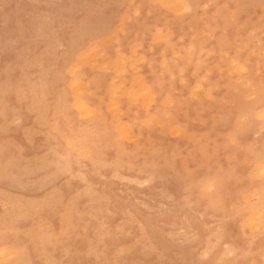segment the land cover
Returning <instances> with one entry per match:
<instances>
[{
	"label": "rangeland",
	"instance_id": "rangeland-1",
	"mask_svg": "<svg viewBox=\"0 0 264 264\" xmlns=\"http://www.w3.org/2000/svg\"><path fill=\"white\" fill-rule=\"evenodd\" d=\"M175 1L172 2L173 6H177L178 4ZM180 1L178 2L182 5L183 1ZM184 1L189 4H199L200 7L196 8L193 14H185L182 8H178L179 11L182 9L181 12H173L174 8L171 10L173 6L168 4L167 0L163 4L159 0H36L41 5L55 4L62 6L55 9V11H63L69 17L70 22L78 23L80 19L89 17L94 29L98 32H104L109 20L113 17L114 9L110 7L112 5L142 3L163 5L164 7L159 11L165 16L172 17L176 22V32L172 33L167 30L166 33L167 35H174L175 38L172 41V45H176L177 47L173 48L172 45L164 44L163 47H159L155 51L149 47L145 50L147 55H145V52L140 53V58L138 57L139 60H137L139 62H136L137 66L135 68H133L131 63L128 65L129 67L125 68L124 63H121L123 62V57L122 55L120 56L121 59L117 57L115 48L112 49L111 54L105 51V46L116 43V38H113V32L115 31L116 35V31H119L120 36L125 38L126 43L124 47L128 54L132 53L130 51H133V47L139 49L142 45L138 42L137 32L134 29L125 30L122 24L118 22L116 24L117 29L114 27L95 40L97 49L96 43L93 44L95 41H90L73 57L75 62L81 61L77 63L79 65L76 64V67L79 66L81 69L79 84L85 83V90L82 87L80 88L82 85H78L80 88L79 92V88H76L78 94L77 92H72L73 89L70 86L72 83L71 78H69L67 84L60 85V90L67 88L69 93H76L79 100H76V96L74 97V94H72L74 101L80 103L82 102L80 101L82 98L81 100L84 99L86 103L82 102L81 105L85 103L87 105L83 106H88L87 108L84 107L85 113L90 109L99 118L89 119L83 125L77 123L74 130L68 129V136L75 137V139L64 138L63 146L65 149L71 148L73 151H78L75 145L83 140L89 147L94 148L99 153L105 164L102 166L100 173L92 177L98 186L99 197L94 202L88 198H84L77 205L75 221L78 231L77 236L73 238L71 244L66 242L65 238L61 236L62 230L67 227L64 210L57 211L55 208L49 207L41 208L37 212L32 207L34 201L50 197L53 191L51 188L43 191L45 187L43 181L46 178V167L43 158L47 151V135L42 121L48 116L49 112H51V116L48 117L49 119L55 116L56 101L59 93L58 91H52L45 95L41 91L35 97L30 93L28 102L24 105L26 112L30 116V119L25 120V125L27 128L33 129V138L31 141L24 140V131L22 130L19 136L12 142L13 148L16 150L17 170L22 175L26 192L24 195L18 197L22 202L16 205L15 213L12 212L9 216V222L14 223L15 227L8 235L7 244H5L4 238L3 204L0 202V249L5 247L13 248L18 245L19 248L26 250L32 264H44L48 259L47 256L52 253H56L59 259L92 261L95 257L88 256L87 239L95 237L96 228L101 224L111 234L107 242L109 247L108 255L110 256L111 253L116 254L123 250L122 264H158L159 261H164V264H185L186 261L191 260L193 257L190 246L181 243L179 234L189 224L199 229L201 234L200 244H203L205 248L208 247L209 239L214 231L212 226L218 224L219 221L214 220L211 214L204 217V220L201 221L200 213L174 203L173 182L167 178L169 160L173 153H176L180 156V163L183 164L184 157L200 151L202 148L209 146V144H211L213 150L216 149L217 143L223 145L224 136L227 134L221 130L224 117H231L232 125L235 126L243 120L246 114L245 111L241 110L242 105L255 107L256 103L254 104V102L257 100V104L259 103L258 92H253L251 89L244 91V87L251 81H255L253 87L259 84V77L262 71L260 13L264 10L258 7L243 10L224 7V5L234 6L237 4L259 5L260 0ZM32 2L33 0H0V43H3L6 38L20 39V26L26 24L27 21L25 17L17 14L15 5L17 3L29 4ZM164 3L168 5L170 10L166 9L167 5L165 6ZM183 3L185 4V2ZM204 5H209V7L205 9ZM128 13L129 8H125L121 13L120 19L127 21ZM135 13L136 9H131L133 19L135 18ZM127 22L131 23V21ZM179 23L182 24L180 25ZM118 24L121 26H118ZM111 32L112 34H110ZM226 33L231 45V55L234 53L233 56H237L238 54L241 56V63L247 69L245 73L233 70L230 62H226L220 55V40L225 37ZM140 38L143 39V33H140ZM72 39L71 31L64 33L63 42L65 45L70 46ZM160 39L156 37L154 40L159 44ZM154 40L150 39L148 41L149 46L152 45ZM98 41H101V43ZM133 41L137 42L133 44ZM90 46L91 48L89 49L88 47ZM100 46L104 49L105 53L102 52L103 49H100ZM22 47L23 41L21 42ZM93 47L94 51L96 50L100 54H97V57L92 55L94 53L91 50ZM117 47H120V45L117 44ZM85 48H88L87 51L91 50V52L87 54L88 52ZM185 48L192 50V53L186 51ZM166 49L167 54L165 53ZM81 53L86 56L84 55L83 57L80 55ZM102 53H104V56H102ZM197 53L198 56L196 55ZM64 54L65 52L59 46L54 45L49 56L52 66H55L57 62H62ZM105 54L109 58V60L107 59L108 61H105L107 58ZM78 55L80 58H78ZM91 55L92 58H90ZM117 59L119 60L118 62L115 61ZM18 60L21 63L23 62L20 50L10 51L7 56L3 52H0V64ZM90 60L91 64L93 63L91 66L87 64L90 63L87 62ZM150 60L153 62L151 63ZM161 60L167 61L175 69L176 76L184 81V83H180V80H177V84L179 85L178 91L182 90L183 93L178 101L179 121L172 124L166 133L164 131L155 132L153 135L158 138L157 140L154 141L153 136L144 133L142 143H137V141L141 140V133L137 129L135 137L129 136L127 119L113 124V116L116 114L117 109V107L113 106L117 105L110 103V101L116 94V89L122 85H127L124 92L120 93V95L125 94V98H127L128 94L126 91H131V89L126 90L130 86L131 88L135 87L137 92L143 91V79L145 77L154 79L153 73L156 69H160L165 65V62L161 65ZM144 61L147 62L145 63ZM120 64L125 70L123 67L122 70L120 68L117 69L121 67ZM147 66L150 67L147 68ZM150 69L153 71H149ZM181 69H183V72H181ZM66 70L67 68L64 69L65 74L69 75L68 70ZM119 71L123 73H117ZM195 72H197L196 75ZM140 74L143 77H140ZM33 76L32 84L40 88L39 75L33 74ZM200 76L201 78H199ZM241 78H243L244 84L240 83ZM139 79L143 80L141 84H139ZM115 80H119L120 84L124 80L125 82L122 85L117 84L114 89L113 82ZM13 83L19 84V78L16 81L14 80ZM193 84L195 87H193ZM25 86L30 87L31 85L25 82ZM81 91L84 96H82ZM112 91L114 94H112ZM195 92H200L198 98H193ZM253 95L257 96L254 102L250 100V97ZM103 97H107L108 100L102 104ZM181 102L183 103V107L179 108ZM19 103L20 101L15 95L5 98L0 94V114H2L5 104L16 107ZM143 103H146V101L142 102V108H144ZM33 111L36 114L33 115ZM134 112L131 114L133 120L136 115ZM121 123L123 124L122 126H120ZM124 126L126 128L123 129ZM257 132H259L258 123L255 130L246 139L249 142L256 140ZM22 140L27 145L25 149L20 148V141ZM154 142L157 145L163 144V149L154 151L150 147ZM0 144H2V141H0ZM3 159V153L0 152V166L3 164ZM218 161L220 167L227 168L229 166V155L223 150V147H221ZM146 162L148 164L147 168H145ZM145 172L148 175H145ZM152 174H155L154 180L152 179L150 180L151 182L149 181L150 183H145V178L148 180ZM118 176L120 177L118 178ZM61 183L66 186V182L62 181ZM4 193V188L0 187V197ZM255 197L256 191L248 190L247 185H243L234 190L233 199L229 201L227 208L228 210H232L234 206H242L254 200ZM202 211L201 209L200 212ZM243 222L239 221V223L234 224V228L241 235V239L233 240L229 238L226 240V243H229L230 246H234L235 249L238 248L236 249L237 255L235 257H226V259L232 260L233 264H235V261H241V264H251L252 259H261L258 255L259 241H257V246L253 249L257 255L251 257L245 255L248 243L243 240L239 225ZM170 234H175L177 238L173 239ZM78 238L79 245L76 243ZM137 241H140V243H137ZM47 243L49 246L46 245ZM215 243V240H212V244ZM198 246L196 245V247ZM65 249H70V256L66 253ZM152 249H155V251H152ZM13 256L14 252H10L6 259L12 260ZM222 256H224V250L221 246L219 252L213 256V259L216 260Z\"/></svg>",
	"mask_w": 264,
	"mask_h": 264
},
{
	"label": "snow or ice",
	"instance_id": "snow-or-ice-1",
	"mask_svg": "<svg viewBox=\"0 0 264 264\" xmlns=\"http://www.w3.org/2000/svg\"><path fill=\"white\" fill-rule=\"evenodd\" d=\"M58 7L62 6L41 5L36 0L29 4L17 3L15 5L17 14L25 17L27 23L20 26V39L6 38L3 43H0V52H3L5 56L10 51L20 50L23 59L22 63L18 60L0 64V94L5 98L15 95L20 101L16 107L5 104L2 114H0V141H2L0 152L3 153L4 158L3 164L0 166V187L5 190L4 195L0 197V202L3 204L4 212L5 244L8 243L9 233L15 227L14 223L9 222V216L14 212L16 205L22 202L18 197L26 192L22 175L17 170L16 150L13 148L12 142L22 130L24 131V140L31 141L33 138V129L27 128L25 125V120L30 119V116L24 105L28 102L30 93L34 97L38 96L41 91L45 95L52 91L59 93L55 116L49 119L48 117L51 116V112H49L42 121L47 135V151L43 158L46 167L43 191H47L49 188L53 191L50 197L34 201L32 207L37 212L41 208L49 207L55 208L57 211L64 210L67 227L62 230L61 236L71 244L78 231L75 221L77 205L84 198L94 202L99 197L98 186L92 177L98 175L105 164L99 153L83 140L75 145L78 151H73L71 148L65 149L63 146L64 138L75 139V137L68 136V129L74 130L77 123L83 125L89 119L99 118L92 110L85 113L84 106L74 101L67 88L60 90V85L67 84L69 78L73 81V91L79 85L81 69L75 66L76 62L73 57L90 41L97 40L114 28L118 22L125 30L134 29L137 32V40L142 45L139 49L133 47L132 53L128 54L124 47L126 40L117 31L116 43L105 46L107 53L111 54L112 49L115 48L117 57L122 55L125 68L130 63L135 68L140 53L145 52L147 55L145 51L147 48L151 47L155 51L159 47H163L164 44L172 45L175 38L174 35L166 36V30L172 33L176 32V22L172 17L165 16L159 11L164 7L163 5L150 3L112 5L110 7L114 9L113 17L109 20L104 32L96 31L89 17L80 19L78 23L70 22L69 17L63 11H55ZM175 7L182 8L185 14H193L200 5L185 3ZM208 7L209 5H204L205 9ZM224 7L238 10L258 7L264 10V0H260L259 5L237 4ZM125 8H129L127 21H131V23L120 19ZM131 9H136L134 19ZM260 25L262 71L259 84L253 87L255 81H251L244 87V91L251 89L253 92H258L259 103L255 107L242 105L241 110L246 114L243 120L235 126L232 125L231 117L223 119L221 130L227 133L224 136L223 145L217 143L216 149L213 150L209 144L200 151L184 157L183 164L180 163V156L176 153H173L169 160L167 178L173 182L174 203L200 213L201 221L209 214L214 220L219 221L218 224L212 226L214 231L207 248L200 244L201 234L198 228L189 224L187 228L182 229L179 238L182 244L190 246L193 257L185 264H233V261L226 257H235L237 251L234 246L226 243V240L229 238L241 239V235L234 228V224L239 221H244L240 224V230L243 240L248 243L245 255L250 257L257 255L253 249L259 241L258 255L261 259H252L251 264H264V11L260 13ZM67 31L72 33L73 39L70 46L63 42V35ZM140 33H143V39L140 38ZM155 37L161 38L159 44L155 42ZM150 39L154 40L151 46L148 44ZM22 41L23 47L21 48ZM117 44L120 47H117ZM54 45L59 46L65 54L62 57V62H57L55 66H52L49 56ZM172 46L173 48L177 47L176 45ZM230 47L226 33L225 37L220 40V55L226 62H230L233 70L245 73L247 69L241 63V56L239 54L232 56ZM188 51L191 53V50ZM165 53L167 54V49ZM65 68L69 75L65 74ZM33 74L39 75L40 88L32 84ZM153 76L154 79L145 77L142 92L138 93L137 89L133 87L125 98L120 93L124 92L127 85H122L116 89V94L110 101L117 105L113 124L127 119L129 136L134 137L137 129L141 133V140L137 143H142L144 133L153 136L154 141L157 140L158 138L153 135L155 132L164 131L166 133L172 124L179 121L178 101L183 93L182 90L178 91L177 80L184 83L183 79L176 76L175 69L167 61L162 68L156 69ZM17 78H19V84H14L13 81H16ZM25 82L31 86L26 87ZM240 83L244 84L243 78ZM117 84H119V80L113 82V87L115 88ZM199 96L200 92L193 94V98ZM256 99L255 95L250 97L253 102ZM107 100V97H103L102 104ZM145 101L144 108H142V102ZM182 107L183 103L181 102L179 108ZM133 111L136 113L134 120L131 115ZM32 114L36 113L33 111ZM257 123L259 124L257 139L249 142L246 137L255 130ZM26 147L23 140L20 141V148L25 149ZM150 147L154 151H160L163 149V144L157 145L154 142ZM221 147L229 155L227 168L219 166L218 156ZM180 155L182 156V154ZM147 167L146 162L145 168ZM145 175L148 173L145 172ZM154 176L155 174L150 175L149 179L144 182L148 183L154 179ZM62 181L66 182V186L61 183ZM243 185H247L248 190L256 191L255 199L228 210L227 204L233 199L234 190ZM201 209L202 212H200ZM250 229L251 231H249ZM170 235L173 239L177 238L175 234ZM110 237L111 234L101 224L96 228L95 237L87 240L88 256L95 257L94 260L59 259L56 253H52L44 264H122L123 250L108 255L107 242ZM212 240H215L216 243L212 244ZM76 243L79 245V238ZM196 245L199 246L196 247ZM221 246L224 256L214 260L213 256L219 252ZM65 251L69 256L71 255L70 249H65ZM10 252H14L12 260L6 259ZM0 264H32V261L26 250L17 245L13 248L0 249ZM158 264H164V261H159ZM235 264H241V261H235Z\"/></svg>",
	"mask_w": 264,
	"mask_h": 264
},
{
	"label": "bare ground",
	"instance_id": "bare-ground-1",
	"mask_svg": "<svg viewBox=\"0 0 264 264\" xmlns=\"http://www.w3.org/2000/svg\"><path fill=\"white\" fill-rule=\"evenodd\" d=\"M154 1H155V0H154ZM159 1H161L162 4H163V2H165V0H164V1H163V0H159ZM168 1H169V2H168ZM174 1H175V0H173V1L171 0V3H170V0H167V3H168V4H171V5L173 6L172 2H174ZM176 1H177V3L179 4V2H178L179 0H176ZM176 1H175V2H176ZM182 1L186 3V1H184V0H181L180 2H182ZM193 1L195 2V0H193ZM238 1H240V0H238ZM183 2H182V4H184ZM191 2H192V1H191ZM191 2H190V3H191ZM194 2H193V3H194ZM177 3H175V4H177ZM175 4H174V5H175ZM178 4H177V5H178ZM191 4H192V3H191ZM202 4H205V3H202ZM164 5H165V3H164ZM166 5H167V4H166ZM166 5H165V6H166ZM179 5H181V3H180ZM224 6H225V5H224ZM166 7H167L166 9H169V8H168V5H167ZM169 7H170V6H169ZM201 7H202V5H201ZM172 8H174V10H172ZM176 8H177V10H176ZM176 8H175V6H173V7H171V10H172L173 12H175V11L181 12V11H182V9H181V11H179V9H178L179 7H176ZM169 10H170V9H169ZM239 12H240V11H239ZM239 12H238V13H239ZM124 18H125V17H124ZM211 20H212V19H211ZM185 22H186V21H185ZM187 22H188V21H187ZM3 23H4V22H3ZM179 24H180V23H179ZM181 24H182V23H181ZM181 24H180V25H181ZM194 24H195V23H194ZM118 26H121V25L118 24ZM207 27H208V26H207ZM115 28L117 29L116 26H115ZM121 28H122V27H121ZM178 28H180V26H178ZM116 29H113V30H116ZM119 30H120V29H119ZM189 30H190V29H189ZM166 31H167V30H166ZM235 31H236V30H235ZM253 31H254V30H253ZM112 32H113V31H112ZM112 32H111L110 34H112ZM116 32H117V31H116ZM178 32H179V31H178ZM183 32H184V31H183ZM193 33H195V32H193ZM113 34H114V35H113V36H114L113 38H116L115 31L113 32ZM169 34H170V32H169ZM182 34H183V33H182ZM182 34H181V35H182ZM179 35H180V34H179ZM109 36L112 38L111 35H109ZM166 36H167V33H166ZM182 36H184V35H182ZM179 37H180V36H179ZM155 38H156V37H155ZM155 38H154V39H155ZM233 38H237V37H233ZM133 39H134V37H133ZM159 39H160V38H159ZM178 39H179V38H178ZM180 39L182 40V38H180ZM156 40H157V39H156ZM232 40H233V39H232ZM101 41L103 42V40H101ZM101 41H98V42L101 43ZM136 42H137V41H136ZM136 42L133 41V44L136 43ZM218 42H219V41H218ZM233 42H234V41H233ZM94 43H96V41L93 42V44H94ZM216 43H217V41H216ZM91 44H92V43H91ZM93 44H92V45H93ZM98 44H99V43H98ZM94 47H95V46H94ZM94 47L91 49V50H93V52H94L92 55H94V57H97V56H98L97 54H99V53H97L96 50L94 51ZM100 47H101V46H100ZM188 47H189V46H188ZM188 47H187V48H188ZM88 48L90 49L91 46L88 47ZM88 48H85L86 51H87ZM97 48H98V47H97V43H96V49H97ZM130 48H131V47H130ZM100 49H103V48L101 47ZM131 49H132V48H131ZM131 49H130V50H131ZM183 49H184V48H183ZM191 49H192V48H191ZM218 49H219V48H218ZM91 50H90V51H87V52H88L87 54H89V53L91 52ZM172 50H174V49H172ZM185 50L188 51L189 49L187 50V49L185 48ZM191 51H192V50H191ZM193 51H194V49H193ZM102 52H104V49H103ZM131 52H132V51H130V53H131ZM172 52H173V51H172ZM197 52H198V50H197ZM199 52H200V51H199ZM84 53L86 54V52H84ZM104 53H105V52H104ZM104 53H102L103 55H102V54H101V55L104 56ZM174 53H175V52H174ZM191 53H192V52H191ZM201 53H202V51H201ZM82 54H83V53H81L80 55H82ZM85 54H84V55H85ZM185 54H186V53H185ZM235 54H236V53H235ZM84 55H82V56L84 57ZM92 55L90 56V58H92ZM99 55H100V54H99ZM187 55H188V54H187ZM187 55H186V56H187ZM196 55L198 56V53H197ZM233 55H234V53H233ZM233 55H232V56H233ZM85 56H86V55H85ZM105 56H106V54H105ZM219 56H220V55H219ZM219 56H218V58H219ZM83 57H82V58H83ZM106 57H107V56H106ZM143 57H144V56H143ZM143 57H141V58H143ZM189 57H190V56H189ZM195 57H196V56H195ZM78 58H80L79 55H78ZM139 58H140V57H139ZM139 58H137V60H139ZM95 59H96V58H95ZM95 59H94V60H95ZM107 59L109 60V58L107 57V58L105 59V61H108ZM119 59H121V57H120ZM143 59H144V58H143ZM81 60H82V59H81ZM86 60H87V59H86ZM219 60H221V59H219ZM115 61L118 62L119 60L117 59V60H115ZM150 61H151V60H150ZM162 61H163V60H161V65L164 64L165 60L163 61V63H162ZM78 62H81V61H78ZM78 62H76V64H77ZM87 62H90V63H87ZM87 62H86V63H87V64H90V66L93 65V63L91 64V60H90V61H87ZM92 62H93V60H92ZM110 62H111V60H110ZM110 62H108V63H110ZM136 62H137V61H136ZM138 62H139V61H138ZM138 62H137V63H138ZM140 62H141V61H140ZM152 62H153V61H151V63H152ZM94 63H95V61H94ZM108 63H107V64H108ZM121 63L123 64V62H121ZM198 63H199V62H198ZM222 63H223V62H222ZM76 64H75V66L79 65V64H77V65H76ZM195 64H196V63H195ZM103 65H104V64H103ZM105 65H106V64H105ZM120 65H121V64H120ZM120 65H119V66H120ZM131 65H132V64H131ZM81 66H82V63H81ZM106 66L108 67V65H106ZM150 66H151V65H150ZM150 66H147V68L150 67ZM192 66H193V65H192ZM194 66H195V65H194ZM199 66H200V65H199ZM117 67H118V66H117ZM122 67H123V66L121 65V67H118L117 69L120 68V69L122 70ZM128 67H129V66H128ZM131 67H132V66H131ZM183 67H184V66H183ZM201 67H202V66H201ZM78 68H79V66H78ZM195 68H196V67H195ZM195 68H194V69H195ZM123 69H124V67H123ZM151 69H152V68H151ZM151 69H150L149 71H153V70H151ZM199 69H201V68H199ZM229 69H230V68H229ZM114 70H115V68H114ZM124 70H125V69H124ZM137 70H138V69H137ZM66 71H67V70H66ZM196 71H198V70H196ZM120 72H122V71H119V72H117V73H120ZM124 72H126V71H124ZM204 72H205V71H204ZM231 72H232V71H231ZM122 73H123V72H122ZM131 73H132V72H131ZM138 73H139V72H138ZM193 73H194V72H193ZM201 73H202V72H201ZM80 74H81V73H80ZM125 74H126V73H125ZM150 74H151V73H150ZM196 74H197V72H195V75H196ZM237 74H238V73H237ZM121 75H122V74H121ZM144 75H145V74H144ZM148 75H149V74H148ZM180 75H181V74H180ZM192 75H193V74H192ZM200 75H201V74H200ZM119 76H120V75H119ZM138 77H139V75H138ZM140 77H143V76H141V74H140ZM140 77H139V78H140ZM203 77H204V76H203ZM237 77H238V76H237ZM79 78H80V77H79ZM82 78H83V76H82ZM136 78H137V77H136ZM193 78H194V77H193ZM199 78H201V76H200ZM204 78H206V77H204ZM115 79H116V78H115ZM137 79H138V78H137ZM137 79H136V81H138ZM143 80H144V79H143ZM143 80H140V79H139V84H141ZM68 81H69V80H68ZM79 81H80V79H79ZM133 81H134V80H133ZM136 81H135V83H136ZM198 81H199V80H198ZM235 81H236V80H235ZM237 81H238V80H237ZM86 82H87V81H86ZM124 82H125V80L123 81V83H124ZM70 83H71V81H70ZM70 83H69V84H70ZM72 83H73V81H72ZM72 83H71V84H72ZM123 83H121V84L119 83V84L122 85ZM71 84H70V86H72ZM79 85H82V86H80V88L82 87L83 90H85V89H84V87H85V83H84V84L81 83V84H79ZM193 85H194V84H193ZM197 85H198V84H197ZM197 85H196V87H198ZM118 87H119V86H118ZM132 87H133V86H132ZM141 87L143 88V86H141ZM193 87H195V85H194ZM199 87H200V86H199ZM77 88H79V86H78ZM80 88H79V90L77 89L78 92L80 91ZM142 88H141V89H142ZM70 89H71V88H70ZM114 89H115V88H114ZM117 89H118V88H117ZM128 89H129V90L132 89L131 86L128 87L126 90H128ZM141 89H140V90H141ZM192 89H193V88H192ZM110 90H112V89H110ZM193 90H194V89H193ZM138 91H139V90H138ZM72 92H77V91H76V89H75V91H72ZM78 92H77V94H78ZM83 92H84V91H83ZM110 92H111V91H110ZM112 92H113V91H112ZM126 92L128 93V91H126ZM141 92H142V91H141ZM81 93H82V91H81ZM138 93H139V92H138ZM205 93H206V92H205ZM72 94H74V97H75V96H76V98L78 97V95H77L76 93H72ZM88 94H89V93H88ZM112 94H114V92H113ZM109 95H110V94H109ZM121 95H122V94H121ZM124 95H125V94H124ZM79 96H81V94H79ZM82 96H84L83 93H82ZM80 98H81V97H80ZM208 98H209V97H208ZM81 99H82V98H81ZM81 99H80V101L85 102L84 99H83L84 101L81 100ZM235 99H236V98H235ZM76 100H79V98H77ZM80 101H79V102H80ZM76 102H78V101H76ZM82 102H80V104H81ZM258 102H259V99H258ZM85 103H86V102H85ZM85 103H84L83 105H87V104H85ZM186 103H187V102H186ZM255 103L257 104V100H256V102H254V104H255ZM143 104H145V103H143ZM206 104H207V103H206ZM112 106H113V105H112ZM84 107L87 108L88 106H84ZM113 107H117V106H113ZM85 108H84V109H85ZM109 109H110V108H109ZM112 109H113V108H112ZM88 110H90V109H88ZM201 111H202V110H201ZM113 112H114V111H113ZM134 113H135V112H134ZM184 116H185V115H184ZM196 116H197V115H196ZM224 118H225V117H224ZM90 120H91V119H90ZM88 121H89V120H88ZM92 122H93V121H92ZM123 124H124V122H123ZM123 124L121 123L120 126H122ZM92 125H94V124H92ZM124 128H126V127L124 126L123 129H124ZM176 129H177V128H176ZM179 129H180V128H179ZM120 130H121V128H120ZM122 131H123V130H122ZM122 131H121V132H122ZM176 131H177V130H176ZM170 133H171V132H170ZM176 133H177V132H176ZM164 134H165V133H164ZM177 134H178V133H177ZM101 137H102V136H101ZM124 137H125V136H124ZM134 137H135V136H134ZM125 138H126V137H125ZM128 138H129V136H128ZM147 141H148V139H147ZM106 143H107V142H106ZM66 148H67V147H66ZM46 149H47V148H46ZM68 149H69V148H68ZM103 153H104V152H103ZM124 153H125V152H124ZM100 154H101V153H100ZM118 155H120V154H118ZM22 160H23V159H22ZM219 164H220V163H219ZM24 166H25V165H24ZM118 166H119V165H118ZM111 167H112V166H111ZM112 168H113V167H112ZM20 169H21V168H20ZM40 169H41V168H40ZM32 173H33V171H32ZM119 177H120V176H118V178H119ZM147 177H148V176H147ZM102 178H103V177H102ZM104 178H105V176H104ZM27 179H28V178H27ZM136 179H137V178H136ZM156 179H157V178H156ZM145 180H147V179L145 178ZM153 180H154V179H153ZM32 181H33V180H32ZM44 181H45V180H44ZM44 181H43V182H44ZM150 182H151V181H150ZM150 182H149V183H150ZM143 184H144V183H143ZM39 188H40V187H39ZM44 188H45V187H44ZM155 189H156V188H155ZM155 189H154V190H155ZM253 190H254V189H253ZM253 192H254V191H253ZM254 194H255V193H254ZM248 197H249V195H248ZM253 197H254V196H253ZM105 199H106V198H105ZM250 199H251V198H250ZM246 200H247V199H246ZM106 201H107V200H106ZM107 203H108V202H107ZM86 204H87V203H86ZM90 205H91V204H90ZM230 205H231V204H230ZM230 205H229V206H230ZM25 206H26V205H25ZM22 208H23V207H22ZM19 209H20V208H19ZM24 209H25V208H24ZM93 209H94V208H93ZM105 209H106V208H105ZM25 210H26V209H25ZM22 211H23V210H22ZM14 213H15V212H14ZM120 213H121V212H120ZM109 214H110V213H109ZM27 215H28V214H27ZM85 216H86V215H85ZM102 218H103V217H102ZM102 218H101V219H102ZM100 221H101V220H100ZM25 222H26V221H25ZM35 222H36V221H35ZM32 224H33V223H32ZM132 224H133V223H132ZM239 225H240V224H239ZM43 227H44V226H43ZM204 227H205V226H204ZM65 228H66V227H65ZM210 233H211V232H210ZM13 234H14V233H13ZM17 235H18V234H17ZM83 235H84V234H83ZM13 236H14V235H13ZM84 236H85V235H84ZM130 236H131V235H130ZM4 238H5V236H4ZM17 238H18V237H17ZM0 239H1V238H0ZM2 240H3V239H2ZM11 240H12V239H11ZM44 240H45V239H44ZM87 240H88V239H87ZM9 241H10V240H9ZM47 241H48V239H47ZM10 242H11V241H10ZM18 242H19V241H18ZM44 244H45V243H44ZM15 245H16V244H15ZM46 245H48V243H47ZM151 245H152V244H151ZM4 246H8V245H4ZM48 246H49V245H48ZM1 247H2V246H1ZM25 247H26V246H25ZM39 247H40V246H39ZM44 247H45V246H44ZM128 247H129V246H128ZM152 247H153V246H152ZM26 248H27V247H26ZM43 249H44V248H43ZM127 249H128V248H127ZM236 249H238V248H236ZM40 250H41V249H40ZM150 250H151V249H150ZM34 251H35V250H34ZM36 251H37V250H36ZM152 251H153V249H152ZM28 253H29V252H28ZM41 253H42V252H41ZM45 253H46V252H45ZM240 253H241V252H240ZM33 254H34V253H33ZM42 254H43V253H42ZM44 256H45V255H44ZM29 257H30V256H29ZM47 257H48V256H47ZM47 257H46V258H47ZM30 259H31V258H30Z\"/></svg>",
	"mask_w": 264,
	"mask_h": 264
}]
</instances>
